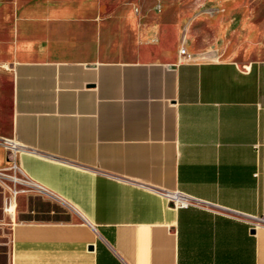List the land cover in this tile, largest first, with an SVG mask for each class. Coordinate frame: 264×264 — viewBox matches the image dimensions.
I'll return each mask as SVG.
<instances>
[{
    "label": "crops",
    "instance_id": "1",
    "mask_svg": "<svg viewBox=\"0 0 264 264\" xmlns=\"http://www.w3.org/2000/svg\"><path fill=\"white\" fill-rule=\"evenodd\" d=\"M83 6L0 0V137L37 187L7 209L0 180V264H264V58L193 56L182 16L113 35Z\"/></svg>",
    "mask_w": 264,
    "mask_h": 264
},
{
    "label": "rangeland",
    "instance_id": "2",
    "mask_svg": "<svg viewBox=\"0 0 264 264\" xmlns=\"http://www.w3.org/2000/svg\"><path fill=\"white\" fill-rule=\"evenodd\" d=\"M70 1L85 3L82 14L92 12L95 4L98 25L113 35L130 33L132 27L122 20L126 12L132 13L136 23L154 26L156 35H151L150 43L160 40L164 26L182 16L180 36L193 56L228 58L237 64L264 58V0Z\"/></svg>",
    "mask_w": 264,
    "mask_h": 264
},
{
    "label": "built area",
    "instance_id": "3",
    "mask_svg": "<svg viewBox=\"0 0 264 264\" xmlns=\"http://www.w3.org/2000/svg\"><path fill=\"white\" fill-rule=\"evenodd\" d=\"M178 53L183 56L188 55L184 47H179ZM0 145L9 154V158L7 159L8 164L5 167L0 168V180L2 181L4 188L8 193V200L6 206V208L8 209L9 203L14 200L15 194L17 192L27 190L29 188H37V187L25 177V175L14 163L13 160L14 154L18 150L23 149V147L15 143L13 140L5 137H0ZM253 175H255V172L253 173ZM153 191H155L161 197H163L165 201L168 203V205L174 209L192 206V207L205 208L211 211H218V212H223L225 210L222 207H217V206L215 207L214 205H212L211 203L205 200H202L200 198L191 195H187L176 189H172V190L153 189Z\"/></svg>",
    "mask_w": 264,
    "mask_h": 264
}]
</instances>
